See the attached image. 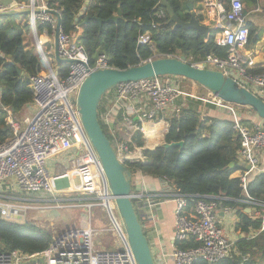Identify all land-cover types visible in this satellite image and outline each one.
<instances>
[{
    "label": "built area",
    "instance_id": "built-area-1",
    "mask_svg": "<svg viewBox=\"0 0 264 264\" xmlns=\"http://www.w3.org/2000/svg\"><path fill=\"white\" fill-rule=\"evenodd\" d=\"M33 2L36 8H48L42 0H30L29 3L16 1L12 5L0 2V13L27 10L33 7ZM244 10V0H230L229 9L225 13L227 24L224 36L216 41L219 45L229 47L228 57L220 59L208 55L206 60L197 64L223 71L264 100V71L249 72L252 60L241 52V48L249 40ZM157 15L165 18L162 10ZM39 20L51 23L55 32L56 21L52 15L37 16L36 24L34 17H30L32 29L33 24L37 28ZM59 44L61 56L71 61L62 64L63 68L68 69L66 74L56 66L38 41L42 69L40 73L30 77L33 100L27 106L31 109V115L26 116L22 124L10 108L4 107L7 112L6 122L12 135L0 144V215L5 220L24 223L28 221L27 214L30 210L38 212L42 204H46L44 208L49 210L52 208L51 203H59L62 197L65 199L66 193L56 197L59 192L55 185L58 179L62 180L68 174L55 176L48 161L73 149L80 150L75 164L79 187L72 191L73 196L76 199L85 197L83 199H87L89 211L99 205L107 213L113 224L110 230L115 235L116 247L98 248L94 241L96 229L90 223L85 228L56 233L50 247L40 253L27 254L20 250L0 252V264H137L127 242L124 223L108 183L105 182L102 162L86 134L77 105L80 86L89 71L113 66L105 53L100 54L92 65L78 35H68L61 29ZM138 44L153 46L149 33L140 35ZM161 56L166 55L155 54L148 60ZM173 77L176 76L122 83L103 96L100 120L109 126L114 139L113 146L119 159L125 164L147 161L146 156L135 155L136 148L130 147L135 132H142L136 119L156 121L169 109L181 93L172 82ZM137 99H144L150 107L147 110L144 108L140 114L126 110L128 102ZM210 101L235 114L233 127L241 139L238 158L245 165L251 166L250 170L240 175L246 188L251 171L259 172L260 153L264 151V120L260 118V124H249L237 116L241 106L225 102L217 95ZM70 182L71 179L68 184ZM135 184L134 181L133 185ZM145 195L142 187L136 188L133 200L143 199L150 207L157 204L153 197ZM170 196L176 204L175 241L193 239L199 243L188 249L176 244L172 252L174 264H194L199 258L215 264L237 252L235 242L224 232L221 219L222 213H229L234 209L222 205L217 200L220 198L213 196L184 195L177 192ZM245 203L252 205L257 211V218L261 219L260 228L250 230L249 237L254 238L264 232V203L253 199L245 200ZM135 207L138 208L137 205ZM244 258L247 260L248 257Z\"/></svg>",
    "mask_w": 264,
    "mask_h": 264
},
{
    "label": "trees",
    "instance_id": "trees-1",
    "mask_svg": "<svg viewBox=\"0 0 264 264\" xmlns=\"http://www.w3.org/2000/svg\"><path fill=\"white\" fill-rule=\"evenodd\" d=\"M16 1L29 3L30 0ZM86 1L45 0L48 8L59 11L62 31L68 35H78L92 65L102 53L109 57L110 65L116 68L140 64L155 54H185L190 63L204 61L208 55L220 59H226L229 55L228 46L217 44L216 30L211 31L206 38L203 32L194 28H174V24L168 22L169 15L161 6V0H92V5L80 16ZM168 1L182 20L190 19L191 14L182 0ZM244 2L256 5L258 0ZM119 6L122 18L118 22H104L100 26L99 21L92 18L97 16L107 20L117 14ZM161 10L165 12V18L158 17ZM88 16L91 18L86 22ZM19 18L24 19L23 24L18 23ZM198 19L202 20L201 17ZM246 26L249 28L248 43H256L260 39L258 30L249 22ZM29 28L28 15L0 16V144L12 135L6 122L7 112L4 107L10 108L17 117L33 100L30 77L40 73L42 69L40 57L26 48L25 37ZM37 28L40 33L46 29L53 34V27L49 22L39 20ZM145 33H149L153 46L138 44L140 35ZM59 67L63 74L67 73L68 69L63 68L62 64ZM19 70L24 74H20ZM102 107L103 100L99 114ZM101 125L114 143L109 126L102 121ZM169 125L165 141H183L184 146L144 149L146 162L128 163L133 176L141 172L143 175L164 179L172 187L170 193L220 198L217 200L222 205L236 211V230L248 233L251 229L260 228L261 219L254 217V211H247L249 204L245 200L253 199L264 203V171L249 175L246 188L240 177L233 176L240 169L237 157L241 145L240 135L233 127L234 122L210 116L202 119L199 111L183 109L171 116ZM144 144L143 133L136 131L130 147H144ZM231 163H234V167L230 166ZM135 192L133 185L132 193ZM133 202L135 204V200ZM136 212L143 223L137 208ZM53 238L54 234L38 222H13L0 215V252L20 250L27 254L40 253L50 247ZM198 244L193 239L177 242L183 249ZM236 246L237 252L215 264H260L254 258L257 251H261L264 260V232L255 238L242 237L237 240ZM246 256L247 260L244 258ZM194 264L210 263L199 258Z\"/></svg>",
    "mask_w": 264,
    "mask_h": 264
},
{
    "label": "crops",
    "instance_id": "crops-1",
    "mask_svg": "<svg viewBox=\"0 0 264 264\" xmlns=\"http://www.w3.org/2000/svg\"><path fill=\"white\" fill-rule=\"evenodd\" d=\"M16 1V0H15ZM45 0H42V3ZM186 6L188 0H182ZM18 2V1H17ZM41 2V1H40ZM195 2V11L197 16L202 18L200 21L203 24L214 26L217 28V24L221 23L222 28L217 29L215 40L222 38L225 33V25L227 24L225 19V13L229 9L230 0H194ZM92 0H87L85 6L80 13V16L84 13L85 9H88L90 5H92ZM15 4V3H14ZM14 11V10H13ZM87 11V10H86ZM85 11V12H86ZM244 16L246 19V23H251L255 28L258 30L260 34V39L256 43H247L245 46L241 48V52L246 55L250 60H252V66L248 68L249 72H263L264 71V0H258L256 5H248L245 4V11ZM52 17L57 22L56 16L52 15ZM30 20V16H29ZM24 19L19 18L18 23L23 24ZM31 27V24H30ZM32 28V27H31ZM35 32L34 29H32ZM38 30V28H37ZM39 32V31H38ZM38 41H40L48 52L49 56L53 58L52 60L55 61L56 66H59L56 63L55 55H54V32L51 35L46 29H44L39 34L34 33V37L32 38L29 33L27 32L25 37L26 48L33 50L35 54L39 56L38 53ZM51 52V53H50ZM259 72V73H260ZM172 82L178 87L180 90V95L171 103L169 109L162 113L156 121L141 119L137 117V122L140 123L142 133L144 135L145 144L144 147H135V155H144V149H154L157 146H160L163 142H165V134L169 129V119L174 114L180 113L183 109H194L200 112L201 118L204 119L206 116L210 117H217L220 119H227L230 121H234L235 114L228 111L225 108H222L215 103L211 102L210 100L213 99L214 95L212 92L207 90L205 87L200 85L199 83L192 81V80H185L182 77H173ZM149 104L147 105L144 99H137L131 100L128 102V106L126 110L133 111L135 114H140L141 111L145 108H149ZM248 109V108H247ZM246 109V110H247ZM240 111V108L237 111V116L240 119H246L249 124H260V118H256V114L252 113V111L248 110L246 114L247 117H242L243 114ZM258 117V116H257ZM257 119V121H255ZM244 121V120H243ZM207 136V134H205ZM77 150L73 149L65 154L60 156L51 158L48 161V165L51 169V172L55 175H62L68 174V177L64 179H58L56 181L55 188L59 192L56 194V197L62 196V194L66 193V198L62 197V200L59 202L62 203L57 205L56 207L59 209L60 215L54 217L53 219H63L65 222L76 221V216H72L70 214V209L76 207H86L87 199H83L85 197H80L76 199L72 193L75 188H78V178L75 174V164H76V157L75 155L69 162H71V166L68 165L67 158L68 155H71L76 152ZM238 158V157H237ZM56 159H59L58 163ZM62 162L64 164H62ZM238 163L240 165V169L237 170L233 176L240 177L244 172L247 170V166L238 158ZM264 171V151L260 153V165H259V172ZM256 173L255 171H251V174ZM258 173V172H257ZM135 184V189H139L142 187L145 192V196L147 195L153 197L155 202L157 203L154 206H149L143 199L135 200L136 205L138 206V212L143 219V226L145 232L149 238L152 253L154 255V259L156 264H174V257L172 252L177 244L174 239V226H175V210L176 204L170 196L171 186L168 181L156 178L148 175H143L141 172L136 173L133 176ZM69 179H71L70 184ZM67 202H71L68 204ZM46 204L40 205V209L37 214V218L40 220L43 217H46L48 213H43L44 206ZM48 210V209H47ZM103 210V209H102ZM250 210V211H249ZM104 211V210H103ZM247 211L251 212L254 211V217L257 216L256 209L249 205L247 207ZM49 212V211H47ZM83 215V212L80 213ZM222 226L224 229L225 234L228 238L236 242L242 237H249V233H243L240 230H236L235 224L238 221V217L236 211H230L229 213H222ZM86 222H82L85 225ZM51 225H54L53 222ZM50 225V226H51ZM85 226L76 227L78 229L85 228ZM64 232L60 231L59 233ZM98 232V231H97ZM113 234V233H112ZM261 234V233H259ZM258 234V235H259ZM257 235V236H258ZM115 236V235H114ZM256 236V237H257ZM255 238V237H254ZM115 244V239H114ZM116 247V245H115ZM237 248V246H236ZM254 258L261 263L263 260L261 251H257L254 254ZM248 257V256H247Z\"/></svg>",
    "mask_w": 264,
    "mask_h": 264
},
{
    "label": "water",
    "instance_id": "water-1",
    "mask_svg": "<svg viewBox=\"0 0 264 264\" xmlns=\"http://www.w3.org/2000/svg\"><path fill=\"white\" fill-rule=\"evenodd\" d=\"M0 2L4 5H12L16 1L0 0ZM160 4L166 9L169 15L168 22L173 23L174 28H194L203 32L206 38L211 31L222 28L221 23L217 24V28L201 23L195 11L194 0H188L187 2V8L191 14L188 21L182 20L176 14L174 7L168 0H161ZM43 14L54 15L57 18L54 32V55L56 62L58 64L70 63V60L63 58L60 54L59 35L61 20L58 11L50 8H36V4L33 2V7L30 9L4 12L0 13V16L28 15L34 17V23L36 24L37 16ZM90 18L91 16H88L86 22ZM92 18L97 19L100 26L104 22H118L122 18V9L119 6L117 14L107 20H103L97 16H93ZM76 20L78 21V18ZM35 24L32 26L35 32H37ZM19 72L20 74H24L22 70H19ZM160 76L188 78L199 83L225 102L250 108L259 118L264 120V100L262 98L241 85L234 77L228 76L219 69L190 63L185 54L181 56H161L127 68L109 67L89 71L88 76L80 86L77 105L86 134L102 162L105 172V182L106 184L108 183L111 196L115 200L118 213L124 223L127 242L137 264H156V261L152 253L149 238L142 222L138 218L133 202V174L129 166L119 159L112 141L104 132L100 121L99 108L103 96L118 85ZM160 146L164 148L183 147L184 142L168 143L165 141ZM230 166L234 167V163H231ZM250 168L251 166L248 165L247 169ZM43 211V213H48L47 216L53 218L60 215L57 207H52L49 210L44 209Z\"/></svg>",
    "mask_w": 264,
    "mask_h": 264
},
{
    "label": "rangeland",
    "instance_id": "rangeland-1",
    "mask_svg": "<svg viewBox=\"0 0 264 264\" xmlns=\"http://www.w3.org/2000/svg\"><path fill=\"white\" fill-rule=\"evenodd\" d=\"M36 31L37 32H33L32 28L30 27L28 30V33L33 38L34 33H35V35L39 34L37 28H36ZM246 109L247 108H245V107L240 108V111L243 114L242 117L248 116L246 114V112H248L249 109H247V110ZM28 115H31V109L28 106H26L17 115V118H18L19 122L23 124V119ZM253 115H254V113H253ZM256 118H259V117L256 116ZM243 120H246V119H243ZM255 121H257V119H255ZM245 122H248V121L246 120ZM79 152H80V150L76 151L74 153V155L71 154V155L67 156V158L69 159L67 161L69 166L72 165L71 162H69V161L75 155L79 154ZM56 161L58 163L59 159H56ZM62 164H64V163L62 162ZM67 203L71 204V202H67ZM60 204H62V203H60ZM60 204L58 202H53V203H51V207H56L57 205H60ZM82 212H83V215L80 214ZM37 214H38L37 211L34 212L33 210H30L27 214V220L28 221H30V220L35 221V222L42 224V226H44L46 229L50 230L54 235L56 233H59L60 231H63V230L67 231V230H71V229H76V227H81V226H85V225H87V227H88L91 223V225L96 229V233L94 236V241L96 243V246L98 248H102V249H113V248H115V244H114L115 236H114V234H112V231L110 230L113 224L111 223L107 213H105V211H103L101 206H99V205L94 206L91 211H89L87 206L81 207V208L76 207V208L70 209V214L72 216H76V221H72L74 223L65 222L63 219L55 220V219H53V217H49V216L43 217L40 220L39 218L36 217ZM83 221L86 222L85 225L82 224ZM52 222L54 225H51ZM260 264H264V261H262Z\"/></svg>",
    "mask_w": 264,
    "mask_h": 264
}]
</instances>
